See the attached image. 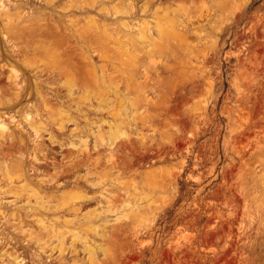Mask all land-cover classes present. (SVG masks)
I'll list each match as a JSON object with an SVG mask.
<instances>
[{
    "label": "rangeland",
    "instance_id": "rangeland-1",
    "mask_svg": "<svg viewBox=\"0 0 264 264\" xmlns=\"http://www.w3.org/2000/svg\"><path fill=\"white\" fill-rule=\"evenodd\" d=\"M0 264H264V0H0Z\"/></svg>",
    "mask_w": 264,
    "mask_h": 264
}]
</instances>
